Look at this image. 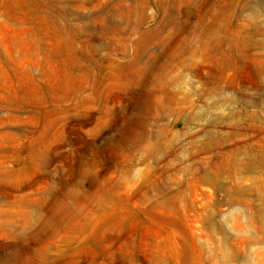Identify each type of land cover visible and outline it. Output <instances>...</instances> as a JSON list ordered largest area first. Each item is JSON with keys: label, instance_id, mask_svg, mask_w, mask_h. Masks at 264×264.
Instances as JSON below:
<instances>
[{"label": "rangeland", "instance_id": "374dc122", "mask_svg": "<svg viewBox=\"0 0 264 264\" xmlns=\"http://www.w3.org/2000/svg\"><path fill=\"white\" fill-rule=\"evenodd\" d=\"M0 264H264V0H0Z\"/></svg>", "mask_w": 264, "mask_h": 264}]
</instances>
